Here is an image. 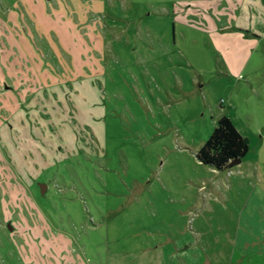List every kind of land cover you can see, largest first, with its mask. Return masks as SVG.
Segmentation results:
<instances>
[{"label":"rangeland","instance_id":"1","mask_svg":"<svg viewBox=\"0 0 264 264\" xmlns=\"http://www.w3.org/2000/svg\"><path fill=\"white\" fill-rule=\"evenodd\" d=\"M262 226L264 0H0V264H231Z\"/></svg>","mask_w":264,"mask_h":264},{"label":"trees","instance_id":"2","mask_svg":"<svg viewBox=\"0 0 264 264\" xmlns=\"http://www.w3.org/2000/svg\"><path fill=\"white\" fill-rule=\"evenodd\" d=\"M248 140L243 136L232 119L220 115L205 141L195 151L198 161L220 170L235 158L242 159L248 151Z\"/></svg>","mask_w":264,"mask_h":264},{"label":"crops","instance_id":"3","mask_svg":"<svg viewBox=\"0 0 264 264\" xmlns=\"http://www.w3.org/2000/svg\"><path fill=\"white\" fill-rule=\"evenodd\" d=\"M222 114H225L232 119V117L228 112ZM231 233H235V232L231 231ZM239 233L241 234L249 233L252 234V236L242 240L241 243L243 245L240 248L234 249L235 254L230 256V263L231 264H264V226L259 227L257 229L245 228L239 231ZM230 240L234 241L237 239L233 237ZM184 242L181 241L179 242V240H175V242L170 246L171 251L173 252V250H176L179 252L181 249L189 247V245L184 247L183 246ZM249 246H251L252 248L251 249L248 248ZM207 258L208 256L205 259Z\"/></svg>","mask_w":264,"mask_h":264},{"label":"water","instance_id":"4","mask_svg":"<svg viewBox=\"0 0 264 264\" xmlns=\"http://www.w3.org/2000/svg\"><path fill=\"white\" fill-rule=\"evenodd\" d=\"M240 160H241L240 158L232 159V160L228 163L227 166H231V165H233V164H236V163H238ZM45 187H46V185H45L44 183H40V191H41V193L44 192Z\"/></svg>","mask_w":264,"mask_h":264}]
</instances>
